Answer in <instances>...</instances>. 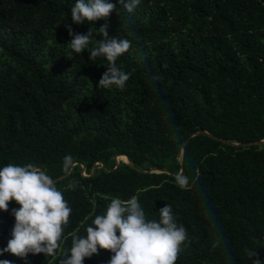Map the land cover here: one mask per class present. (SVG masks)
<instances>
[{
  "label": "trees",
  "instance_id": "1",
  "mask_svg": "<svg viewBox=\"0 0 264 264\" xmlns=\"http://www.w3.org/2000/svg\"><path fill=\"white\" fill-rule=\"evenodd\" d=\"M108 2L109 36L131 42L116 61L132 73L124 90L99 88L108 62L88 57L104 20L72 23L76 0H0V168L34 164L72 209L55 255L0 260L59 264L112 197L137 195L149 219L171 205L193 238L176 264H252L249 251L264 264V143L223 140L264 138V0H140L132 13ZM68 24L93 32L81 54ZM202 130L210 134L190 138ZM117 154L138 168L119 160L112 170ZM181 171L185 189L174 180ZM19 207L0 210V249ZM112 255L100 249L83 264Z\"/></svg>",
  "mask_w": 264,
  "mask_h": 264
},
{
  "label": "clouds",
  "instance_id": "2",
  "mask_svg": "<svg viewBox=\"0 0 264 264\" xmlns=\"http://www.w3.org/2000/svg\"><path fill=\"white\" fill-rule=\"evenodd\" d=\"M117 2L129 13L140 4V0ZM113 10L116 5L108 0H76L70 9L71 21L77 25L84 24L85 20L105 21L98 28L103 39L91 48L88 57L93 61L103 57L108 62L107 70L99 80V88L115 86L124 90L132 73L119 68L116 61L130 49L131 42L109 36L108 17ZM65 27L72 37L68 44L73 53L81 54L89 48L93 37L91 29L87 33H74L69 24ZM72 164L70 156L64 157L63 171L66 174ZM174 180L182 189L189 185V177L182 171L175 174ZM70 187L74 189L75 184ZM13 200L20 207L12 210L15 217L12 238L7 247L0 249V255L5 252L20 258H26L30 253L55 255L61 248L72 209L53 178L32 163L23 166L7 164L0 168V210L8 211L9 202ZM158 212L159 219H149L137 195L127 200L112 197L106 212L96 215L85 228L86 235L73 236L71 248L65 250L59 264H83L86 257L98 254L100 249L113 253L109 264H176L182 246L187 247L193 238L183 224L177 223L171 205L165 204ZM247 256L249 259L255 257L252 264H261L256 251H249ZM0 264L11 262L0 260Z\"/></svg>",
  "mask_w": 264,
  "mask_h": 264
},
{
  "label": "water",
  "instance_id": "3",
  "mask_svg": "<svg viewBox=\"0 0 264 264\" xmlns=\"http://www.w3.org/2000/svg\"><path fill=\"white\" fill-rule=\"evenodd\" d=\"M205 133H208L207 131H198V132H195L194 134H192L191 136H190V138L191 137H193V136H195V135H198V134H205ZM208 134H210V133H208ZM223 140H225V141H227V142H231V143H235V144H244V145H249V144H254V143H264V138H262V139H259V140H251V141H246V142H243V143H239V142H236V141H230V140H228V139H223ZM187 140H185V142H186ZM185 142H183V145L185 144ZM182 150H183V148L181 149V152H182ZM122 156H124V158L122 157ZM119 160H122V161H124V162H126L128 165H131L132 167H135V168H138L134 163H132L131 162V160H129L128 158H127V156L126 155H124V154H117L115 157H114V161H115V166L112 168V170L113 169H116L117 167H118V164H119ZM95 164H99L103 169H105V170H107L106 168H105V166L101 163V162H96ZM94 165V164H93ZM82 168H83V170H84V166H82ZM93 168V166L91 167V169ZM140 169V168H139ZM140 170H142V169H140ZM153 170H157V171H168L167 169H165V168H158V167H150L149 169H147V170H144V171H153Z\"/></svg>",
  "mask_w": 264,
  "mask_h": 264
},
{
  "label": "bare ground",
  "instance_id": "4",
  "mask_svg": "<svg viewBox=\"0 0 264 264\" xmlns=\"http://www.w3.org/2000/svg\"><path fill=\"white\" fill-rule=\"evenodd\" d=\"M124 158V156H122Z\"/></svg>",
  "mask_w": 264,
  "mask_h": 264
}]
</instances>
